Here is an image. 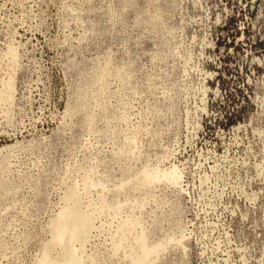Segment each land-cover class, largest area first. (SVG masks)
<instances>
[{
    "label": "rangeland",
    "instance_id": "rangeland-1",
    "mask_svg": "<svg viewBox=\"0 0 264 264\" xmlns=\"http://www.w3.org/2000/svg\"><path fill=\"white\" fill-rule=\"evenodd\" d=\"M0 264H264V0H0Z\"/></svg>",
    "mask_w": 264,
    "mask_h": 264
}]
</instances>
